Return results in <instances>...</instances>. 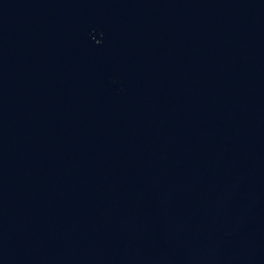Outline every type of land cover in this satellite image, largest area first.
<instances>
[{"label": "water", "instance_id": "95a60500", "mask_svg": "<svg viewBox=\"0 0 264 264\" xmlns=\"http://www.w3.org/2000/svg\"><path fill=\"white\" fill-rule=\"evenodd\" d=\"M0 264H264V0H0Z\"/></svg>", "mask_w": 264, "mask_h": 264}]
</instances>
